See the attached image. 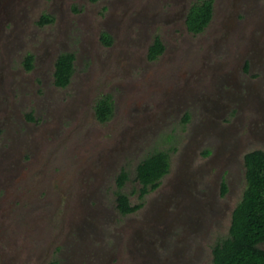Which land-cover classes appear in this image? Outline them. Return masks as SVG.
Wrapping results in <instances>:
<instances>
[{
    "label": "rangeland",
    "instance_id": "rangeland-1",
    "mask_svg": "<svg viewBox=\"0 0 264 264\" xmlns=\"http://www.w3.org/2000/svg\"><path fill=\"white\" fill-rule=\"evenodd\" d=\"M195 1L0 0V264L213 263L245 154L264 150V0H215L200 34L178 15ZM156 34L166 49L149 60ZM63 52L75 71L59 87ZM159 150L170 170L140 197L137 165ZM119 192L143 206L122 214Z\"/></svg>",
    "mask_w": 264,
    "mask_h": 264
},
{
    "label": "trees",
    "instance_id": "trees-1",
    "mask_svg": "<svg viewBox=\"0 0 264 264\" xmlns=\"http://www.w3.org/2000/svg\"><path fill=\"white\" fill-rule=\"evenodd\" d=\"M97 1V0H92ZM214 15V0H199L189 10L186 25L193 33L206 29ZM54 21L50 14H44L40 24ZM102 40L110 45L113 38L107 32L102 33ZM165 45L160 37L150 46L148 58L156 59L163 53ZM75 53H61L55 64L54 83L66 87L75 71ZM25 64L28 69L33 65V55L28 54ZM96 117L100 122L109 121L115 111L113 98L110 94L100 96L95 102ZM188 119V116H187ZM208 154L209 152H205ZM247 187L242 200L232 213V221L227 236L213 248L212 264H264V150H253L245 154ZM170 170V153L165 150L156 151L144 158L136 169V179L141 183L140 197L160 185V180ZM128 173L122 171L118 178L119 186H123ZM227 191L223 184V193ZM118 209L124 215L133 213L143 203L132 204L126 193L119 192ZM52 264H59L53 261Z\"/></svg>",
    "mask_w": 264,
    "mask_h": 264
},
{
    "label": "flooded vegetation",
    "instance_id": "flooded-vegetation-1",
    "mask_svg": "<svg viewBox=\"0 0 264 264\" xmlns=\"http://www.w3.org/2000/svg\"><path fill=\"white\" fill-rule=\"evenodd\" d=\"M199 0H197V1H195V2H193V3H190V4H186V5H184L183 7H182V9L180 10V12L178 13V15H179V17H183L184 18V20H185V23H186V19H187V16H188V13H189V10H190V8H191V6L193 5V4H195L196 2H198ZM214 3H215V0H214ZM214 16V15H213ZM0 18H3V16L1 15V10H0ZM213 19V18H212ZM212 21V20H211ZM186 27H187V25H186ZM187 30L189 31V32H191L188 28H187ZM202 32H204V31H202ZM202 32H199V33H193V32H191V33H193V34H200V33H202ZM108 34H110L109 32H107ZM111 35V34H110ZM148 36L147 37H149L150 35L149 34H147ZM112 36V35H111ZM157 37H160V39L163 41V39H162V37L160 36V35H158V34H156V35H154L153 36V43L155 42V39L157 38ZM113 38V37H112ZM114 40V39H113ZM103 41V40H102ZM104 43V42H103ZM152 43V44H153ZM163 43H164V41H163ZM105 44V43H104ZM113 44V42L110 44V45H112ZM151 44V45H152ZM105 45H107V44H105ZM110 45H107V46H110ZM150 45V46H151ZM164 45H165V43H164ZM150 46H149V48H150ZM165 49H166V46H165ZM165 49H164V51H165ZM164 51H163V53H164ZM148 52H149V49H148ZM162 53V54H163ZM31 55H33V65H32V67L30 68V69H28L27 68V66H26V64H25V67H26V69L28 70V71H31V70H33L34 68H35V66H34V61H36V60H39L40 58H41V56L39 55V54H33V53H30ZM162 54H160L159 56H161ZM60 55V54H59ZM58 55V56H59ZM27 56H28V54H27ZM27 56H26V58H27ZM158 56V57H159ZM157 57V58H158ZM26 58H25V61H26ZM156 58V59H157ZM149 59V58H148ZM43 60V59H42ZM47 60V59H46ZM44 60V63L46 62V64L48 65L49 63L48 62H50V60ZM75 60H76V55H75ZM149 60H151V59H149ZM153 60H155V59H153ZM55 64H56V61H55ZM74 64H75V61H74ZM50 66L48 65L47 66V68L43 71V73H42V78L40 79V81H46L45 80V78L47 77V75H45V73H46V70H48V68H49ZM54 71H55V68H54ZM105 95H107V94H105ZM99 98V97H98ZM97 98V99H98ZM97 101V100H96ZM115 105V104H114ZM94 109H95V104H94ZM5 111V110H4ZM114 113H115V111H114ZM95 114H96V111H95ZM114 116V115H113ZM31 118H33V117H31Z\"/></svg>",
    "mask_w": 264,
    "mask_h": 264
}]
</instances>
